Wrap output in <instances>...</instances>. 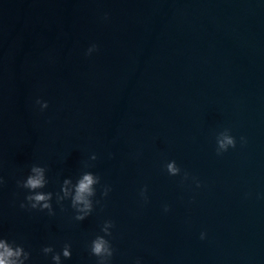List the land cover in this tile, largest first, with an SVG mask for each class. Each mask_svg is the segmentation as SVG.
I'll return each mask as SVG.
<instances>
[{"label":"water","instance_id":"obj_1","mask_svg":"<svg viewBox=\"0 0 264 264\" xmlns=\"http://www.w3.org/2000/svg\"><path fill=\"white\" fill-rule=\"evenodd\" d=\"M224 128L237 147L218 156ZM92 153L112 192L89 219L20 208L31 164L55 191ZM171 159L202 186L169 176ZM0 176V234L33 264L65 242V264H96L106 218L113 264H264V0H0Z\"/></svg>","mask_w":264,"mask_h":264},{"label":"clouds","instance_id":"obj_2","mask_svg":"<svg viewBox=\"0 0 264 264\" xmlns=\"http://www.w3.org/2000/svg\"><path fill=\"white\" fill-rule=\"evenodd\" d=\"M107 19V14H105ZM98 51V45L90 44L86 50L87 56H92ZM41 112L49 108L47 100L37 98L35 101ZM241 145L247 144V137L240 136ZM216 154L218 156L227 153L237 147V138L230 128H224L215 135ZM98 159L96 153H92L88 160L84 162V168L75 177L65 176L59 183L57 190H49L50 178L47 165L33 163L27 173L17 179V188L24 193V199L20 201V208L28 211H39L53 217L56 215V207L64 210L65 204L73 212V219L83 222L89 219L98 207L103 208V201L112 192V186L102 183V177L91 169L93 163ZM164 170L169 176L181 177V182L186 183L191 180L197 188H200L201 181L196 176H192L188 171L182 170L175 159L164 163ZM5 183L3 176H0V186ZM139 197L147 203L149 200L148 186L144 185L139 190ZM170 205L165 203L163 211L169 212ZM116 227L115 221L106 218L102 221L99 231L90 239L87 250L90 256L95 257L96 264H113L117 249L113 244V229ZM207 232H200V239L207 238ZM42 254L50 257L51 264H65L73 256V245L65 242L59 249L53 244L44 245L41 248ZM0 264H33L32 252L23 243L17 242L7 235L0 234ZM134 264H144L143 257H136Z\"/></svg>","mask_w":264,"mask_h":264}]
</instances>
